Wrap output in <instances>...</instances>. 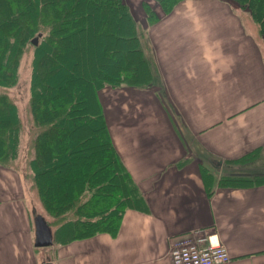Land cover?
Segmentation results:
<instances>
[{
    "label": "crops",
    "instance_id": "obj_1",
    "mask_svg": "<svg viewBox=\"0 0 264 264\" xmlns=\"http://www.w3.org/2000/svg\"><path fill=\"white\" fill-rule=\"evenodd\" d=\"M131 9L152 82L97 95L147 211L126 210L115 237L51 245L49 258L34 250L22 180L0 167V264H170L173 241L196 232L216 235L226 264H264V185H218L240 171L225 161L264 152V43L254 23L218 0H183L152 25Z\"/></svg>",
    "mask_w": 264,
    "mask_h": 264
},
{
    "label": "trees",
    "instance_id": "obj_2",
    "mask_svg": "<svg viewBox=\"0 0 264 264\" xmlns=\"http://www.w3.org/2000/svg\"><path fill=\"white\" fill-rule=\"evenodd\" d=\"M153 1L157 8L148 1L142 4L147 25L171 13L182 0ZM219 1L246 13L264 43V0ZM138 33L124 0H0V89L16 84L20 59L32 49L29 112L38 132L28 168L35 194L54 220L46 221L55 226L53 245L100 234L115 237L126 210L147 211L112 145L97 95L106 87L152 82ZM78 131H84L81 141L73 138ZM19 138L16 107L0 92V167L17 159ZM84 143L89 145L88 162L73 164L70 155ZM260 154L256 149L225 161L241 170L222 176L218 185H264V173L251 167ZM204 173L211 177L208 170Z\"/></svg>",
    "mask_w": 264,
    "mask_h": 264
},
{
    "label": "rangeland",
    "instance_id": "obj_3",
    "mask_svg": "<svg viewBox=\"0 0 264 264\" xmlns=\"http://www.w3.org/2000/svg\"><path fill=\"white\" fill-rule=\"evenodd\" d=\"M127 1L129 2V5L124 0V2L126 3V5L129 8L131 14H133L131 7L137 8L138 10L140 9L144 12L142 4L145 1L151 2L152 8H157L155 6L153 0H142V3H141V0H127ZM222 3H224V2H222ZM140 4H141V6H140ZM224 4H226V3H224ZM244 14H246V13H244ZM132 16H134V15H132ZM254 26H255V24H254ZM257 32H258V30H257ZM140 37H141V35H140ZM258 38H260L259 35H258ZM31 59H32V49L28 48L26 50V53H24V55L20 59L19 67H18V79H17L16 84H14L13 86L6 88V89H0V92L5 93L7 95V97L9 98V100L15 105L16 110H17V114L19 117V121H20V138H19L18 157L13 162L9 163L7 165V167H1V168H8L10 170H13L15 173L18 174V176L22 180L23 185H24V189L26 191L27 198H28V205H29L30 211L33 214L32 225H33V233H34V218L36 216L41 215L43 218H45V220L47 221L48 224L49 223L52 224L54 222V220L46 214L41 203L39 202L37 195L35 194V189L33 188L32 175H31V172L28 168V163L33 157L32 142H33V139L38 132V130L34 126V123L32 121V117H31L30 112H29V98H30L29 82H30V72H31L30 71ZM73 138L81 141L84 138V131H78L73 136ZM88 146H89L88 144L85 145V143H84V144H82L81 147H79L76 154L74 153V154L70 155V156H73V157H70L71 159H73V161H72L73 164L78 163V162L79 163L88 162L87 158L89 157L88 155L90 153ZM251 167H256V169H253V170L257 171L258 174L264 173V152H262L260 154L259 159H257L255 162H253V165ZM46 169L48 171L52 170V168L51 169L46 168ZM232 170L233 171H237V170L239 171L241 169H232ZM230 174L231 173H229V175ZM46 175L48 177H50L51 173H48ZM49 226H50L51 230L53 231L55 226L54 225H49ZM50 248L51 247H41V248L35 247L34 250L36 253L41 255L42 254L41 252H43V251L46 252L47 251L46 249H49L47 253H48L49 258H52V252H51Z\"/></svg>",
    "mask_w": 264,
    "mask_h": 264
},
{
    "label": "built area",
    "instance_id": "obj_4",
    "mask_svg": "<svg viewBox=\"0 0 264 264\" xmlns=\"http://www.w3.org/2000/svg\"><path fill=\"white\" fill-rule=\"evenodd\" d=\"M230 256L215 234L191 233L173 241L170 264H226Z\"/></svg>",
    "mask_w": 264,
    "mask_h": 264
},
{
    "label": "water",
    "instance_id": "obj_5",
    "mask_svg": "<svg viewBox=\"0 0 264 264\" xmlns=\"http://www.w3.org/2000/svg\"><path fill=\"white\" fill-rule=\"evenodd\" d=\"M33 45L37 44V38L33 39ZM34 247H49L53 244L52 230L46 220L38 215L34 218Z\"/></svg>",
    "mask_w": 264,
    "mask_h": 264
}]
</instances>
